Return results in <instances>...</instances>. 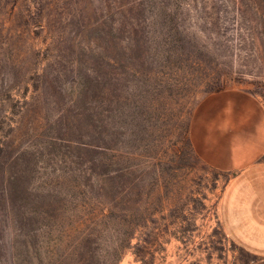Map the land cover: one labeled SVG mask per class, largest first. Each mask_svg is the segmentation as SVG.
<instances>
[{
  "label": "rangeland",
  "instance_id": "374dc122",
  "mask_svg": "<svg viewBox=\"0 0 264 264\" xmlns=\"http://www.w3.org/2000/svg\"><path fill=\"white\" fill-rule=\"evenodd\" d=\"M228 88L264 103V0H0V264H264L192 147Z\"/></svg>",
  "mask_w": 264,
  "mask_h": 264
},
{
  "label": "crops",
  "instance_id": "0c3cea01",
  "mask_svg": "<svg viewBox=\"0 0 264 264\" xmlns=\"http://www.w3.org/2000/svg\"><path fill=\"white\" fill-rule=\"evenodd\" d=\"M190 137L202 162L218 171L239 173L230 183L233 192L240 183L247 186L246 199L242 197L232 208L240 215L264 217L262 100L239 88L207 95L194 112Z\"/></svg>",
  "mask_w": 264,
  "mask_h": 264
}]
</instances>
